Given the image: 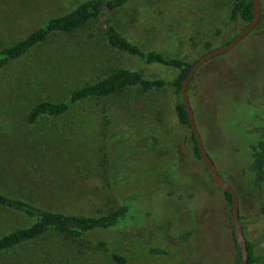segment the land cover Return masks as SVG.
Segmentation results:
<instances>
[{"label": "rangeland", "instance_id": "obj_1", "mask_svg": "<svg viewBox=\"0 0 264 264\" xmlns=\"http://www.w3.org/2000/svg\"><path fill=\"white\" fill-rule=\"evenodd\" d=\"M81 1L0 0V48ZM233 1L131 0L72 32L48 36L0 70V190L63 213L99 215L126 200L130 205L125 228L78 238L49 233L1 253L0 264H118L112 251L127 256L124 264H177V240L168 227L190 211L195 231L190 250L180 252L189 257L182 264H231L233 245L224 229L231 214L221 190L192 159L189 132L175 117L172 87H131L82 99L62 115L32 124L26 115L37 102L60 101L116 67L172 79L174 68L142 63L112 47L107 27L115 26L143 50L192 62L206 51L205 41L218 47L244 27L238 18L229 20ZM260 7L261 22L237 44L238 51L231 50L220 66L208 60L187 88L205 150L219 175L242 195L241 229L257 257L264 255V215L257 200L245 198V141L234 137L242 134L241 123L231 129L225 115L236 97L264 82V0ZM245 103L239 108L245 110ZM237 145L239 152H233ZM259 199L264 201V181ZM26 224L21 214L0 207V236ZM98 238L107 241V250L96 247ZM153 246L166 253L149 254Z\"/></svg>", "mask_w": 264, "mask_h": 264}, {"label": "trees", "instance_id": "obj_2", "mask_svg": "<svg viewBox=\"0 0 264 264\" xmlns=\"http://www.w3.org/2000/svg\"><path fill=\"white\" fill-rule=\"evenodd\" d=\"M128 1L131 0H84L78 3L68 12L46 19L44 22H42L40 25L34 28L31 32H29L26 36L0 48V70L10 62L21 58L22 56L30 52L32 49L43 43L48 38V36L55 33L72 32L77 28L87 24L92 19L97 18L102 13V11L107 9H116L118 7H121ZM252 17L253 16L251 12V0L233 1L229 11V20L232 21L238 18L241 22L245 23L244 24L245 26L248 22L251 21ZM261 19H259L257 25L260 24ZM106 37L109 44L112 47L116 48L117 50L129 56H132L145 64H153V65L156 64L162 67L174 68L177 71L176 75L170 80H167L162 77L150 78L144 76L135 69L116 67L110 70L105 76L99 78L98 80L92 83L84 84L76 89H73L68 94L67 97L63 98L60 101L37 102L29 109L26 115L27 123L32 124L42 116L55 117L62 115L70 108L72 104L82 99L91 98V97L94 98L107 97L110 95H114L124 90L125 88H131V87L139 88L144 92H149L164 88L166 86H170L173 88V92L175 95V102L173 106H174V112L177 123L180 125L181 128H185L189 132L187 142H189L192 159L200 163V165L205 171V168L199 159L196 142L189 128L185 109L179 98L180 83L195 60L189 62L183 59L182 56L168 57L158 50H154V49L143 50L136 43L132 42L129 38L123 35V33L113 25H109L107 27ZM229 40H227L223 44L228 43ZM236 46L233 48L234 51H238ZM203 47L206 50L211 49V42L205 41L203 43ZM231 50L226 53L217 55L211 58L210 60L216 59L215 60L217 61L216 65L220 66L222 65L221 62L223 61L222 60L223 57L228 55V53L230 54ZM207 63L208 61L205 62L203 65ZM200 68L198 69L194 77L191 79V81L198 80L197 77L199 78V76L200 77L202 76L201 74L202 72ZM263 87H264V82L262 83L260 82V84L250 86L249 92L244 93L242 99L236 97V100L233 103H230L233 105L228 109L225 115V120L227 126L231 129L237 127L238 122L241 123L239 128L242 134H235V135L233 134V135L234 137L236 135H239L240 138L236 136L237 140L241 142L245 141L247 160L246 162L241 161L243 163V166L241 167V171H240V177L242 180L246 181V185H247L245 188L246 189L245 198H248L249 196V198L257 200L258 211L264 215V201L259 199L262 195V184L264 181ZM198 89H199L198 94H200L201 82ZM198 97H200V95ZM188 98L193 110L192 100L189 96ZM243 101L246 102L245 110L239 108ZM232 119H234L236 122H233ZM195 123L198 128V131L200 132L196 120ZM172 145L173 147H175L174 144ZM233 152H239L238 145L234 147ZM212 186L214 187V185ZM235 191L238 197V219H239L240 218L239 210L242 205L243 199L241 198L242 195L239 193V191H237L236 189ZM221 193L226 203L227 210L231 214L230 194L225 191H221ZM169 194L172 195L171 191ZM177 196L178 199H184V200H189L191 197L190 194H188L187 196L178 194ZM127 201L128 200L123 201L120 205L114 208H110L102 214L85 215V214H76V213H63L60 211L50 210L40 205L33 204L25 199L10 196L8 194L3 193L0 190V207L15 211L21 214L27 220V224L25 226L14 228L11 231H8L0 236V254L10 251L11 249H14L21 244L34 241L49 233L62 235L65 238H78L80 236L95 231H104V230L108 231L110 229H115V228L116 229L125 228L126 224L123 222L126 221V219L128 218V213L130 208V205L127 203ZM193 214H194L193 211L188 212V216L194 219ZM174 222H175V218L171 219L170 227H168L171 233L170 235H172L173 237L175 235ZM181 224L184 225V222H180V225ZM224 226H225L224 229L228 233L227 235L228 239L230 238L233 245L231 264H239L240 251L235 242L232 220L224 224ZM194 231H195V223L190 225V230L188 233L185 232L183 233L181 229L179 235L180 245L178 248L179 256L176 258L179 260V263L177 264L180 263L182 264L185 262L187 258L189 259V257H183V256H187V254L181 256L182 253L180 254V252L183 251V253H186L188 250H190L192 246L190 244V242L192 241L191 237L193 236ZM95 245L97 248L102 250L108 249V243L104 238H98L95 241ZM246 247H247L248 255L245 264H255L258 261L264 260V255L261 257H257L252 254L251 247L247 241H246ZM148 252L151 255L152 254L163 255L166 253L163 249L155 246L149 247ZM111 257L118 264H124L127 260L126 255L120 254L119 252L116 251L111 252ZM173 257L175 258L176 254H174Z\"/></svg>", "mask_w": 264, "mask_h": 264}, {"label": "water", "instance_id": "obj_3", "mask_svg": "<svg viewBox=\"0 0 264 264\" xmlns=\"http://www.w3.org/2000/svg\"><path fill=\"white\" fill-rule=\"evenodd\" d=\"M251 12L252 19L248 22L242 29H240L235 35L231 37L228 43L220 45L218 47L211 48L206 50L201 54L191 65L187 74L182 79L179 86V98L183 104L187 115V121L189 124L190 131L195 139L199 159L204 166L206 173L215 187L221 191L228 192L230 194V212L231 220L233 226V232L235 236V242L240 251V261L239 264H245L247 259V247L246 240L242 234L241 226L238 219V197L234 187L226 181L219 173L217 172L213 161L206 152L201 135L198 131V128L195 123V118L193 114L192 107L189 102L187 94V86L190 83L191 79L194 77L198 69L211 58L226 53L233 49L238 42L243 39L259 22L261 17V7L260 0H251Z\"/></svg>", "mask_w": 264, "mask_h": 264}, {"label": "flooded vegetation", "instance_id": "obj_4", "mask_svg": "<svg viewBox=\"0 0 264 264\" xmlns=\"http://www.w3.org/2000/svg\"><path fill=\"white\" fill-rule=\"evenodd\" d=\"M182 214H183V216H180L179 219L176 216V219H175V222H174V224H175V228H174L175 235H174L173 238L174 239H177V241H176L177 242V254H176V258L179 256V252H178L179 250H178V248H179V245H180L179 235H180L181 229H182L183 233L186 230H188V231L185 232V233H188L189 230H190V225L195 223L194 219L191 218V217H189L188 214H185L184 212ZM180 222H184V225L183 224L180 225ZM184 229H185V231H184Z\"/></svg>", "mask_w": 264, "mask_h": 264}]
</instances>
